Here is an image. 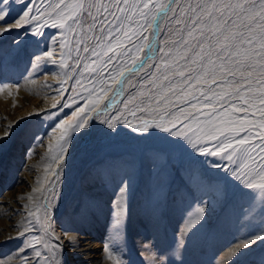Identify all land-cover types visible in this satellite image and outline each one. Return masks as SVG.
I'll return each mask as SVG.
<instances>
[{
  "label": "rangeland",
  "instance_id": "1",
  "mask_svg": "<svg viewBox=\"0 0 264 264\" xmlns=\"http://www.w3.org/2000/svg\"><path fill=\"white\" fill-rule=\"evenodd\" d=\"M33 2L37 20L0 38V137L12 126L11 135L0 140V260L26 253L32 258L27 264H73L68 254L62 255L54 234L61 228L86 231L98 241V264H264V241L254 240L264 234V193L232 175L235 171L242 177L250 162L240 156H201L182 137L159 129H150L152 135L134 132L125 121L152 119L147 113L133 117L135 109L125 110L121 103L131 95L129 82L138 83L135 77L125 82L126 94L111 107L107 102L102 111L91 107L84 90L91 85L72 70L76 65L68 58V47L61 54L64 30L52 27L47 14L48 4L58 0H26ZM15 12L23 9L17 6ZM16 18L8 21L10 27ZM37 25L41 35L26 31ZM55 35L58 47L50 49L47 40ZM17 36L20 42L14 44ZM47 51L51 57L36 61ZM78 110L88 127L59 140L56 124ZM106 120L116 130L108 129ZM63 148V159L53 168ZM253 155L259 163V152ZM121 188H126L124 200ZM118 207L123 208V223L116 236L113 214ZM190 222L197 223L190 228ZM250 239L249 247L233 255ZM106 243L110 247L105 251Z\"/></svg>",
  "mask_w": 264,
  "mask_h": 264
},
{
  "label": "snow or ice",
  "instance_id": "2",
  "mask_svg": "<svg viewBox=\"0 0 264 264\" xmlns=\"http://www.w3.org/2000/svg\"><path fill=\"white\" fill-rule=\"evenodd\" d=\"M17 6L22 14L15 12ZM34 7V2L26 4V0H0V38L36 21ZM48 8L51 26L64 30L61 54L68 47V58L76 65L72 70L91 85L84 89L91 107L102 111L104 102L111 107L115 98L126 94L125 82L135 77L138 83L129 82L131 95L121 103L125 110L135 109L130 113L133 117L147 113L152 119L125 121L130 129L152 135L150 129L155 128L182 137L201 156L228 160L240 156L250 162L244 165L248 171L242 177L235 171L232 175L242 178L245 187L264 193V132L252 131L264 129V0H187L186 4L178 0H58ZM14 16L18 17L14 26H7ZM32 34L41 35L38 25ZM20 39L17 36L13 43ZM51 56L47 51L36 61ZM81 112H72L69 119L56 124L61 130L59 140L88 127ZM104 123L116 130L114 122ZM11 128L0 140L11 135ZM257 152L259 163L253 155ZM119 197L126 199V188H121ZM122 211L118 207L113 214L116 236L123 223ZM198 215L203 217L204 210L199 209ZM254 240L264 241V234ZM254 240L239 245L233 255ZM109 247L106 243L105 250ZM40 256L37 251L36 257Z\"/></svg>",
  "mask_w": 264,
  "mask_h": 264
},
{
  "label": "bare ground",
  "instance_id": "3",
  "mask_svg": "<svg viewBox=\"0 0 264 264\" xmlns=\"http://www.w3.org/2000/svg\"><path fill=\"white\" fill-rule=\"evenodd\" d=\"M14 21H12L13 23ZM10 23L8 22L9 26ZM27 26V25H26ZM29 26V25H28ZM33 28H29L26 31H31ZM25 31V32H26ZM45 34V33H44ZM59 41L57 40V36H52L49 37L47 40V43L49 44V48L50 49H56L58 47V43ZM61 43V42H59ZM49 50V49H48ZM61 50V49H60ZM54 55V54H53ZM52 80V79H51ZM41 81V80H40ZM26 82V81H25ZM51 83V82H50ZM29 84V83H28ZM43 99V98H42ZM51 101V100H50ZM40 103H44V99L42 101H40ZM42 107V106H41ZM46 107V106H45ZM64 110V109H63ZM70 115V114H69ZM93 115V114H92ZM66 116V114H65ZM251 117V116H250ZM67 118V117H66ZM252 118V117H251ZM254 118V117H253ZM255 129V128H254ZM253 129V130H254ZM256 131V130H255ZM258 131V130H257ZM256 133V132H255ZM259 133V132H258ZM43 138V137H42ZM46 138V137H45ZM44 138V139H45ZM64 146V145H63ZM62 147V146H61ZM192 150V149H191ZM194 151V150H193ZM65 152V148H63L60 151L59 157L55 160V162L53 163V168L55 167V165L58 163V161L61 160V156H63ZM191 153L189 150L187 151V153ZM66 158V157H65ZM29 160V159H28ZM24 165V164H23ZM51 166V167H52ZM24 167V166H23ZM39 168V167H38ZM52 168V169H53ZM156 168V167H155ZM51 169V168H50ZM26 170V169H25ZM20 179V178H19ZM25 184V183H23ZM86 189H92V190H96L99 191L102 186H85ZM38 194V193H37ZM21 200V199H20ZM1 212V211H0ZM32 230V229H31ZM30 232V231H29ZM37 232V231H36ZM32 233V232H31ZM54 234L55 236L59 239V243H61V252L62 255H69V260L71 261V263L73 264H98L97 261V257H99L98 253V249H99V245H98V241H95L94 239H92V237L89 236L88 232L84 231V232H79L78 234H75L73 232L70 231H65L64 229L61 228H55L54 230ZM35 235V234H34ZM37 237V236H36ZM35 237V238H36ZM38 239V238H37ZM36 240V239H35ZM38 243V242H36ZM104 244V243H103ZM102 245V244H101ZM22 246V245H21ZM102 249V248H101ZM106 251V250H105ZM230 252V250L227 251V253ZM24 254L23 257H19L17 260L15 259H4V260H0L2 261L1 264H4L6 262H8L7 264H10V262H12L13 264H27L30 263L32 261V258L30 255H26V253H22ZM21 255V254H20ZM33 256V255H32ZM22 260L21 263H16L19 260ZM102 260V259H101ZM36 261V260H35ZM103 262V261H102ZM101 262V263H102ZM100 264V263H99Z\"/></svg>",
  "mask_w": 264,
  "mask_h": 264
}]
</instances>
